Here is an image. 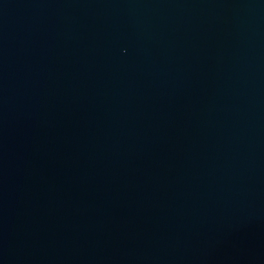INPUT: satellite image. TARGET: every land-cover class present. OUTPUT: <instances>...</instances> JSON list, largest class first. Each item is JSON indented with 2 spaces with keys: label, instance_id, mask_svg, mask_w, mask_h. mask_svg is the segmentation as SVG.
<instances>
[{
  "label": "water",
  "instance_id": "water-1",
  "mask_svg": "<svg viewBox=\"0 0 264 264\" xmlns=\"http://www.w3.org/2000/svg\"><path fill=\"white\" fill-rule=\"evenodd\" d=\"M0 264H264V0H0Z\"/></svg>",
  "mask_w": 264,
  "mask_h": 264
}]
</instances>
